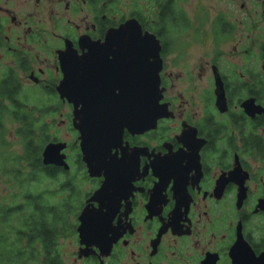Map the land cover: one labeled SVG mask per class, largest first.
I'll list each match as a JSON object with an SVG mask.
<instances>
[{
	"label": "flooded vegetation",
	"instance_id": "af4514ba",
	"mask_svg": "<svg viewBox=\"0 0 264 264\" xmlns=\"http://www.w3.org/2000/svg\"><path fill=\"white\" fill-rule=\"evenodd\" d=\"M126 26L159 50L154 129L118 116L134 74L113 66L123 44L107 38ZM0 61V131L22 128L6 112L26 99L36 119L47 113V145L65 144L67 166L44 165L45 147L36 173L43 201L68 210L52 246L60 264H264V0H0ZM69 71L87 81L81 97H96L85 110L58 91ZM92 105L106 126L95 176L75 129Z\"/></svg>",
	"mask_w": 264,
	"mask_h": 264
},
{
	"label": "trees",
	"instance_id": "16d2710c",
	"mask_svg": "<svg viewBox=\"0 0 264 264\" xmlns=\"http://www.w3.org/2000/svg\"><path fill=\"white\" fill-rule=\"evenodd\" d=\"M6 90L8 92L10 88ZM10 97L7 95L8 100ZM29 108L36 106L25 99L22 111L15 105L6 112L10 119L22 116L23 126L14 130L21 153L13 155L5 150L0 153V173L11 189H18L11 191L10 202L0 204V264H60L61 257L53 253L52 246L56 242L59 223L65 219L68 210L51 209L42 199L38 188L42 179H38L36 173L45 169L41 156L51 135L44 122L47 113L41 109L38 120L29 113ZM7 133V130L0 131V148L6 150L9 147L5 139ZM19 198H22L21 202ZM50 218L56 220L52 233Z\"/></svg>",
	"mask_w": 264,
	"mask_h": 264
},
{
	"label": "water",
	"instance_id": "95a60500",
	"mask_svg": "<svg viewBox=\"0 0 264 264\" xmlns=\"http://www.w3.org/2000/svg\"><path fill=\"white\" fill-rule=\"evenodd\" d=\"M127 26L119 31L111 34L107 38V43H120L123 44L119 47V64L114 67L120 68L119 70L132 71L134 77L132 80L130 77L126 79V91H135L134 95L124 97L121 100H125L130 104L128 107L121 110L118 116L122 118H132L139 122L146 123L148 129H154L157 126L159 119L164 117L163 107L160 105L162 100V92L160 90V77L159 72L161 69V63L159 59V50L152 48L142 49L137 46V42L133 39V35L129 34ZM130 36V37H129ZM95 51V50H94ZM104 51H113L112 49H104ZM149 61V64L148 62ZM128 75V72H127ZM72 87L69 89L66 84L67 73L65 79L62 81L61 86L58 88L62 98L66 95V90L72 91L75 94L66 95L67 98L73 103L80 101L83 94V85L87 81H82L77 75H72ZM123 79H120L122 81ZM130 83V88H128ZM83 99L95 100L96 97H82ZM135 107V110L133 108ZM97 105H92L89 111H86L83 116H88V126L83 127L81 124L82 113H75V129L80 133L81 149L83 151L85 160L88 163L89 174L91 176L96 175V156L97 152L102 148L103 140L106 138V126L103 121V114H99L96 110ZM133 111V112H132ZM78 121V123H76ZM65 149V144H49L46 146L43 152L44 165L56 164L65 165V156L61 152Z\"/></svg>",
	"mask_w": 264,
	"mask_h": 264
},
{
	"label": "snow or ice",
	"instance_id": "6c2138e0",
	"mask_svg": "<svg viewBox=\"0 0 264 264\" xmlns=\"http://www.w3.org/2000/svg\"><path fill=\"white\" fill-rule=\"evenodd\" d=\"M133 39H134L137 43H140V44H145V45H147V43H148V41H147L146 38L143 39V40H141V39H139V38H137V37L134 36ZM108 45H109V44H108ZM108 45H102V46L107 47ZM113 46H115V42H113ZM109 60H111V61H113V63H115V62H116V57H114V56H110V57H109ZM85 62H86V61H85V58H76V57H73V58H71V60H70V64H69V65L71 66V64H75V63L83 64V63H85ZM147 62H148V64H149V61H147ZM66 84H67V87H68L69 89H71V87H72L71 71L67 72V80H66ZM113 91H114L115 96L119 97V96H121L123 90H122V87H121V86H119L118 84H114V85H113ZM69 92H70V94H75V93L72 92V91H69ZM75 95H76V94H75ZM80 102L82 103L83 108H84V110H85V105H86L87 101L81 97ZM124 127H125V126H122V127H121V131H120V133H119V137H118V141H117L118 143L120 142V136L122 135V131H123V128H124ZM187 136H188V133H185V137H187ZM113 147H114V146H113ZM113 147H111L110 153H109L108 156H107V160L109 161L110 165H111L113 168H118V167L122 164V162L124 161V158H122V159H118L115 155H113V153H112V148H113ZM130 155H132V153H130ZM113 158H114V159H113ZM160 170H161V179L163 178V179H165V180L168 182L169 179L173 178L172 175H168V174L166 173V161L162 160V162H160ZM107 198H108L107 195H102V196H101V202H102V205H103V203H104V200L107 199ZM95 215H96V217L98 218V223H99L100 225L104 226V225H110V224H111L112 216H107V217H105V216H103L101 213H96Z\"/></svg>",
	"mask_w": 264,
	"mask_h": 264
},
{
	"label": "rangeland",
	"instance_id": "374dc122",
	"mask_svg": "<svg viewBox=\"0 0 264 264\" xmlns=\"http://www.w3.org/2000/svg\"><path fill=\"white\" fill-rule=\"evenodd\" d=\"M3 64L2 61H0V65ZM61 120V117L57 116V121L59 122ZM7 134V141L9 143V147L6 148H0V153L2 151H7L9 154H20L21 153V146L20 141L17 139V137L14 134V129L9 128ZM58 137L61 139L71 140L72 134L69 133V131L65 128L58 131ZM7 179L5 176L1 175L0 173V204L5 203L6 201H11V191H18V189H11L7 184ZM20 200V199H19Z\"/></svg>",
	"mask_w": 264,
	"mask_h": 264
}]
</instances>
